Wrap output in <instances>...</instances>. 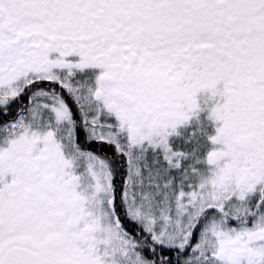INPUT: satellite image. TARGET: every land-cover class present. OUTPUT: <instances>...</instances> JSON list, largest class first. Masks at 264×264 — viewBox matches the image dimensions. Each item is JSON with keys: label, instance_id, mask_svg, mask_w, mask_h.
Returning a JSON list of instances; mask_svg holds the SVG:
<instances>
[{"label": "snow or ice", "instance_id": "obj_1", "mask_svg": "<svg viewBox=\"0 0 264 264\" xmlns=\"http://www.w3.org/2000/svg\"><path fill=\"white\" fill-rule=\"evenodd\" d=\"M0 264H264V0H0Z\"/></svg>", "mask_w": 264, "mask_h": 264}]
</instances>
